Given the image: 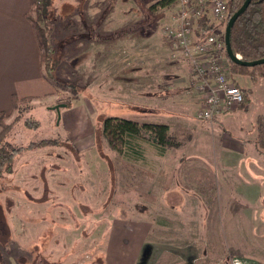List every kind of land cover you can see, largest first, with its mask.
<instances>
[{
	"label": "rangeland",
	"instance_id": "rangeland-1",
	"mask_svg": "<svg viewBox=\"0 0 264 264\" xmlns=\"http://www.w3.org/2000/svg\"><path fill=\"white\" fill-rule=\"evenodd\" d=\"M175 7V1L147 7L155 22L143 31L159 36ZM47 12L50 60L43 61L41 47L43 71L56 89L49 96L23 97L28 100L22 111L13 108L9 121L22 114L10 133L16 145L53 135L57 105L78 106L84 97L92 111L96 106L97 72L91 64L97 59H85L83 67L84 58L73 57L81 43L71 49L70 43L55 41ZM213 26L224 31L226 23ZM234 73L249 100L216 120L198 119L202 104L196 103L184 122H170L180 145L164 153L144 141L143 159L124 158L101 135L103 114L97 116L95 148L79 151L58 133L49 137L59 140L49 145L53 148L23 150L14 173L0 177L6 208L0 217V264H264V77L256 82L250 74ZM108 102L101 107L105 112L111 110ZM113 110L138 116L124 103ZM29 117L36 127H25ZM56 183L73 187V195L67 188V197L58 195L57 201ZM38 214L46 215V222L35 220L20 233L21 217ZM52 218L59 228H49ZM66 220L68 230L61 228ZM43 227L50 240L44 251L36 242Z\"/></svg>",
	"mask_w": 264,
	"mask_h": 264
},
{
	"label": "crops",
	"instance_id": "crops-1",
	"mask_svg": "<svg viewBox=\"0 0 264 264\" xmlns=\"http://www.w3.org/2000/svg\"><path fill=\"white\" fill-rule=\"evenodd\" d=\"M49 1L48 10L52 12L49 26L55 41L70 43L71 49L81 43L73 57L84 58L83 67L85 59H97L95 64H91L92 69L95 66L97 72L96 106L92 111L90 101L82 97L83 99H78V106L73 101L61 105L59 110L55 107L53 118L57 121L53 124V135L60 133L65 141L83 152L96 147L94 142L97 138L98 114H103L104 118L120 116L140 123L167 124L171 129L170 122L174 118L184 122L188 110L190 112V109H194L196 103L203 105V95L195 88V75L189 63L176 54L170 40L163 35L162 28L160 27L159 36L143 31V28L155 22L145 12L147 7L152 9L151 0L148 4L146 0ZM31 7V0H0V111L7 115L14 111L13 95L19 98L49 96L56 89L55 83L43 71L42 49L30 19ZM63 28L66 34L64 38H59L58 36H63ZM235 78L237 80L238 75L235 74ZM85 87L89 88L90 84ZM245 93L247 95L246 90ZM105 99L111 101L107 104L111 107L109 113L101 109L105 106ZM99 102L101 106H98ZM117 103H124L129 111H137L138 116L115 112L113 107ZM237 109L235 107L233 112ZM94 110L96 113L93 115L89 113L95 112ZM53 135L50 133L47 138ZM55 168L58 167L55 165ZM56 185L60 186V191L53 189L55 197L57 195L56 200L58 201V195L64 196V193L67 197L68 185ZM20 192L21 190L17 191L19 197ZM69 192L72 196L73 187H70ZM0 206V217L5 218L6 208L1 202ZM54 208L53 206L51 212ZM27 216L21 217L20 233L27 231V224L33 225L35 220L44 223L47 218L46 215L39 214ZM53 220L57 219H49V228H53V224L58 227ZM68 224L66 220L61 228L68 230ZM39 233L36 242L39 249L44 251L50 242L45 237L46 227Z\"/></svg>",
	"mask_w": 264,
	"mask_h": 264
},
{
	"label": "trees",
	"instance_id": "trees-1",
	"mask_svg": "<svg viewBox=\"0 0 264 264\" xmlns=\"http://www.w3.org/2000/svg\"><path fill=\"white\" fill-rule=\"evenodd\" d=\"M32 9L30 19L35 29V33L40 46L43 48V61H49V35L46 14L48 13L49 0H31ZM175 0H158L152 5V9L158 5L165 6ZM245 0H229L228 19L243 5ZM231 45L235 53H240L245 61H254L264 58V0H251L250 5L245 12L236 20L231 30ZM48 65V64H47ZM234 72L250 74L253 80L264 77V64L256 66H245L232 63ZM54 69V67H51ZM256 70H258L256 72ZM245 91V90H244ZM245 93L244 102L247 100ZM28 98H19L13 95V108L23 110L22 104ZM31 99L29 98V101ZM249 100V98H248ZM31 104H26L30 108ZM32 107V106H31ZM248 107V105L246 106ZM22 114L11 121L9 115L0 111V177L5 178L15 171V161L23 150L46 147L57 143L58 138L42 139L31 142L29 145H16L10 140V133L13 131L16 123L21 119ZM29 118L24 119V124L28 127H36L37 121ZM101 135L105 137L109 146L118 151L127 159H143V142L148 141L158 152L164 153L167 148L178 147L180 142L177 137L170 132L167 124L161 123H140L136 120L120 117L107 116L101 121ZM264 126V121H263ZM98 129V127H97ZM264 132V129H263ZM264 140V139H263ZM65 142V141H63ZM264 142V141H263Z\"/></svg>",
	"mask_w": 264,
	"mask_h": 264
},
{
	"label": "built area",
	"instance_id": "built-area-1",
	"mask_svg": "<svg viewBox=\"0 0 264 264\" xmlns=\"http://www.w3.org/2000/svg\"><path fill=\"white\" fill-rule=\"evenodd\" d=\"M176 7L163 23L162 33L176 54L195 75V88L204 94L196 114L200 120H216L244 102V88L237 83L227 54L225 30L215 22H228L229 0H175ZM242 59L240 53H236ZM234 63V62H233Z\"/></svg>",
	"mask_w": 264,
	"mask_h": 264
},
{
	"label": "water",
	"instance_id": "water-1",
	"mask_svg": "<svg viewBox=\"0 0 264 264\" xmlns=\"http://www.w3.org/2000/svg\"><path fill=\"white\" fill-rule=\"evenodd\" d=\"M251 0H245L243 5L229 18L226 28H225V42H226V49H227V54L230 58V60L236 64H241L245 66H256L259 64H264V58L257 59L254 61H245L243 59H239L236 55V53L233 51L232 45H231V30L233 25L235 24L236 20L242 15L245 10L248 8L250 5ZM59 105L56 106V108L59 110ZM263 121H264V115H263Z\"/></svg>",
	"mask_w": 264,
	"mask_h": 264
}]
</instances>
